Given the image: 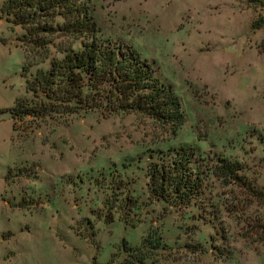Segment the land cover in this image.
Segmentation results:
<instances>
[{
	"label": "rangeland",
	"instance_id": "rangeland-1",
	"mask_svg": "<svg viewBox=\"0 0 264 264\" xmlns=\"http://www.w3.org/2000/svg\"><path fill=\"white\" fill-rule=\"evenodd\" d=\"M88 5L99 36L153 63L184 122L172 132L135 113L93 110L12 131L2 109L24 94L22 29L0 13V264H118L123 242L137 247L151 227L164 248L144 264H264V205L211 171L223 156L264 187V0ZM183 144L198 149L204 193L164 209L148 201L146 165ZM127 193L125 221L110 204Z\"/></svg>",
	"mask_w": 264,
	"mask_h": 264
},
{
	"label": "trees",
	"instance_id": "trees-1",
	"mask_svg": "<svg viewBox=\"0 0 264 264\" xmlns=\"http://www.w3.org/2000/svg\"><path fill=\"white\" fill-rule=\"evenodd\" d=\"M88 2L2 0L1 15L22 29L17 40L23 50L24 94L2 109L11 120L12 131L18 124L37 128L97 110L104 116L135 113L175 132L184 122L178 96L136 49L98 35ZM251 26L257 27V22ZM150 157L145 169L148 201H163L164 209H180L203 195L205 173L197 147L183 144ZM215 161L211 171L216 177L264 205V187L242 174L237 161L219 155ZM131 200L127 193L110 204L119 219L129 220ZM156 230L151 227L137 247L123 242L124 257L118 264H144L152 251L163 249Z\"/></svg>",
	"mask_w": 264,
	"mask_h": 264
}]
</instances>
